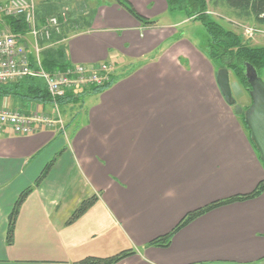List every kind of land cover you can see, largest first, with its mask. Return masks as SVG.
I'll return each instance as SVG.
<instances>
[{"label":"crops","instance_id":"1","mask_svg":"<svg viewBox=\"0 0 264 264\" xmlns=\"http://www.w3.org/2000/svg\"><path fill=\"white\" fill-rule=\"evenodd\" d=\"M128 1L157 25L144 26L114 0H83L69 15L68 39L55 36L50 46H63L70 65L111 64L113 86L85 94L92 97L75 124L63 113L65 132H0V264H76L126 250L136 254L120 264H264V193L196 219L168 248L149 246L190 212L254 192L264 163L246 131H216L202 89L185 76L187 56L174 48H189L179 30L187 17L164 23L178 12L166 0ZM0 106L55 114L51 102L13 96ZM53 160L21 206L9 246L19 196ZM95 195V206L68 224Z\"/></svg>","mask_w":264,"mask_h":264},{"label":"trees","instance_id":"2","mask_svg":"<svg viewBox=\"0 0 264 264\" xmlns=\"http://www.w3.org/2000/svg\"><path fill=\"white\" fill-rule=\"evenodd\" d=\"M118 5L127 10L144 26H156V21L142 16L128 0H114ZM168 8L172 12H184L187 19L200 23L206 30L208 35L209 49L212 53L218 55L222 68H227L241 85L249 93L250 85L246 77V65L253 66L259 73L264 70V47H253L243 39L236 31L227 28L225 25L212 16V9H224L234 19L245 23H254L260 28H264V0H166ZM6 25L15 34L25 35L27 28L25 22L20 17L5 18ZM40 21H43L40 20ZM222 21V20H221ZM42 62L44 68L48 72L64 71L70 64L66 60V51L63 46L56 48H47L42 54ZM261 77V76H260ZM116 79L102 87H92L78 95H69L60 99L59 104L63 105L67 102L79 100L81 96L87 93H101L111 88ZM17 97L22 100H33L40 102H51L48 90L45 84L37 79L27 78L22 81L9 85H0V98ZM251 135V134H250ZM251 139V136H250ZM252 141V139H251ZM253 143V141H252ZM254 144V143H253ZM255 146V145H254ZM256 148V146H255ZM257 151V148H256ZM258 152V151H257ZM55 164V160L51 161L37 179L34 187L25 190L18 198L15 207L9 218V227L7 233V243L9 246L14 244L16 222L20 212V208L33 191L35 187L48 177L50 171ZM264 193V181H262L254 192L247 195H238L228 199L215 201L203 208L187 214L178 226L170 233L160 236L153 240L149 246L155 248H168L171 245L174 235L189 225L196 219L205 216L212 211L231 204L244 202L255 199ZM99 201L97 195L84 200L81 205L72 214L68 224H72L85 215ZM136 254L134 250L122 251L110 257H87L76 264H120L127 258Z\"/></svg>","mask_w":264,"mask_h":264},{"label":"built area","instance_id":"3","mask_svg":"<svg viewBox=\"0 0 264 264\" xmlns=\"http://www.w3.org/2000/svg\"><path fill=\"white\" fill-rule=\"evenodd\" d=\"M9 17L24 20L29 39L20 34L3 31L0 27V85H9L33 78L42 81L54 109V116L43 113L24 114L20 110L0 107V132L10 130L19 136H30L38 129L66 130L61 115L60 99L92 87H102L114 78V67L109 63L98 65H70L64 71L48 72L42 62V54L50 48L55 36L65 42L69 16L66 12L59 17L38 21L31 0H5L0 2V23ZM232 22V21H231ZM237 24V23H236ZM247 32H255L247 26L237 24Z\"/></svg>","mask_w":264,"mask_h":264},{"label":"rangeland","instance_id":"4","mask_svg":"<svg viewBox=\"0 0 264 264\" xmlns=\"http://www.w3.org/2000/svg\"><path fill=\"white\" fill-rule=\"evenodd\" d=\"M31 2L35 6L37 20L40 21L46 18L59 17L63 12H66L69 16L74 9L76 10L82 8L83 0H31ZM212 11V16L215 19L218 21L220 20V22H222V24L227 28L232 29L240 34L243 39L249 43V45L253 47H264V28H260L254 23H245L243 21L234 19L224 9H212ZM175 15V17H177L175 19L168 17L162 18L160 21L165 23L176 20L178 17L183 19L186 18L184 12H176ZM236 23L254 29L255 32H247L244 30V28L238 26ZM0 27L3 31L12 32L11 29H9V27L6 25L5 21L0 23ZM179 30L181 31V35L190 42L185 43V45L187 44L189 48L184 46V44L179 43L175 46L174 52L176 54L184 52L187 56V70L185 71V76L192 83H194L197 88L202 89L203 97L205 96L208 113H212V115L214 114L216 116V120L218 122L216 131H246L250 137L251 133L245 123V117L243 115L236 116L234 107H229L226 104L219 90L216 77L218 71L222 69V66L220 64L218 55L212 53L209 49V42H207L208 35L205 28L198 22L186 20L185 23L181 25ZM22 37L23 39L30 41L29 35L27 33ZM260 76L264 81V70L260 72ZM230 83L233 96L237 104L241 106L244 111H246L252 104L249 93L231 72ZM90 97L85 98L84 95L77 101V104L63 105L64 112L61 111V115L63 116L64 113L65 116L70 119L71 123L73 122V124H75L74 119L77 118V114L82 113L81 105L88 104L91 99ZM216 100H218V102H216ZM0 107L8 108L7 106ZM209 122L210 120L208 123Z\"/></svg>","mask_w":264,"mask_h":264},{"label":"water","instance_id":"5","mask_svg":"<svg viewBox=\"0 0 264 264\" xmlns=\"http://www.w3.org/2000/svg\"><path fill=\"white\" fill-rule=\"evenodd\" d=\"M246 77L250 85L249 95L251 106L244 112L243 108L236 104L230 83V71L222 68L217 73V84L221 94L230 107L235 106V114H244L245 123L248 126L252 141L257 148L261 161L264 163V81L258 71L251 65H246Z\"/></svg>","mask_w":264,"mask_h":264},{"label":"flooded vegetation","instance_id":"6","mask_svg":"<svg viewBox=\"0 0 264 264\" xmlns=\"http://www.w3.org/2000/svg\"><path fill=\"white\" fill-rule=\"evenodd\" d=\"M236 104H237V102H236ZM238 105V104H237ZM234 107V110H235V106H233ZM245 112V111H244ZM237 116V115H236ZM243 116H244V114H243Z\"/></svg>","mask_w":264,"mask_h":264}]
</instances>
